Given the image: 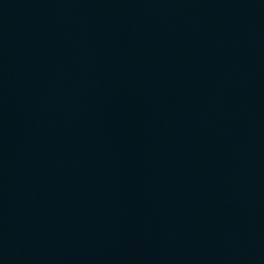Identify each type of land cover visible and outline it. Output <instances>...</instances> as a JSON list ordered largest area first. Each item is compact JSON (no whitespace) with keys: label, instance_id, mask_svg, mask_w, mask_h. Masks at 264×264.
Masks as SVG:
<instances>
[{"label":"water","instance_id":"1","mask_svg":"<svg viewBox=\"0 0 264 264\" xmlns=\"http://www.w3.org/2000/svg\"><path fill=\"white\" fill-rule=\"evenodd\" d=\"M0 264H264V0H0Z\"/></svg>","mask_w":264,"mask_h":264}]
</instances>
